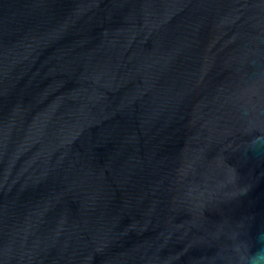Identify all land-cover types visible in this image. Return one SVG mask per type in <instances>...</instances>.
Listing matches in <instances>:
<instances>
[{
  "label": "water",
  "instance_id": "water-1",
  "mask_svg": "<svg viewBox=\"0 0 264 264\" xmlns=\"http://www.w3.org/2000/svg\"><path fill=\"white\" fill-rule=\"evenodd\" d=\"M264 254V0H0V264Z\"/></svg>",
  "mask_w": 264,
  "mask_h": 264
},
{
  "label": "clouds",
  "instance_id": "clouds-1",
  "mask_svg": "<svg viewBox=\"0 0 264 264\" xmlns=\"http://www.w3.org/2000/svg\"><path fill=\"white\" fill-rule=\"evenodd\" d=\"M248 264H264V254H258L255 257H252Z\"/></svg>",
  "mask_w": 264,
  "mask_h": 264
}]
</instances>
